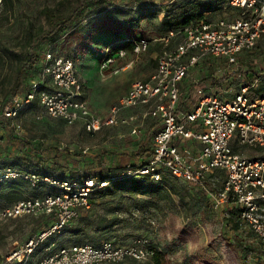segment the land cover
I'll return each mask as SVG.
<instances>
[{
  "label": "built area",
  "instance_id": "1",
  "mask_svg": "<svg viewBox=\"0 0 264 264\" xmlns=\"http://www.w3.org/2000/svg\"><path fill=\"white\" fill-rule=\"evenodd\" d=\"M206 1L218 2L214 12L221 11L222 17L170 30L154 40L161 45L155 70L144 81L133 82L104 118L79 98L81 84L74 61L52 53L45 54L40 74L31 82L29 92L16 96L0 116L12 121L17 136L22 133L21 124L16 122L18 114L34 101L48 118L61 120L68 126L80 124L88 133L124 126L133 135L140 132L148 117L158 119L160 129L152 138L151 154L123 167L118 177H148L157 182L168 173L190 186L199 187L210 196L214 209L238 207L240 222L264 244V159L247 158L236 151L238 147L264 150V95L260 98L251 94L252 85H240L229 99L195 88L196 101L192 109H178L181 83L198 64L210 59L221 61L230 67L236 78L242 77L237 72V57L254 49L264 38V0ZM148 48L149 42L139 38L130 54L138 57ZM125 53L120 49L107 56L103 68L108 69ZM118 71L119 68L112 73ZM132 109L137 110L138 115H125ZM213 172H221L224 176L220 189H210L205 184ZM3 177H23L32 185L40 181L58 189L52 194L0 208V223L21 217L44 215L51 218L48 227L30 238L22 248L11 252L1 264H115L126 259L142 261L153 255L136 243L118 246L104 241L99 247L87 244L57 246L46 256L31 262L34 250L60 234L80 210L88 209L91 193L109 182L39 180L35 174L20 175L13 171ZM53 246L45 250L50 251Z\"/></svg>",
  "mask_w": 264,
  "mask_h": 264
},
{
  "label": "rangeland",
  "instance_id": "2",
  "mask_svg": "<svg viewBox=\"0 0 264 264\" xmlns=\"http://www.w3.org/2000/svg\"><path fill=\"white\" fill-rule=\"evenodd\" d=\"M57 1L10 0V5L6 7H1L0 3V111L2 102L11 93L10 88L18 74L17 68L24 64L23 56L29 48V31L39 35L46 29L41 11L45 7H54ZM183 1L154 0L157 6H163L164 11L158 17L142 21L144 37L151 40L162 36L165 31L160 27L159 19L166 14L172 17L182 12L184 10ZM210 14L214 20L222 17L221 11ZM125 38L117 31L99 33L86 41L85 50L81 54H72L82 85L83 97L91 111L101 117L120 97L126 94L133 82L144 81L156 67L154 62L160 53L161 46L156 45L153 40L149 43L148 50L138 57L125 50L122 62L117 61L113 65V69H116L118 66L130 64V67L123 73L112 75L113 73L111 74L107 68H103V56L107 54L108 46L114 43L120 45V41ZM63 42L62 38L54 45L45 42L39 47L38 52L41 53L52 46L56 53L65 55V52H61L65 46ZM249 52H252L259 62L264 55V38ZM236 68L240 69V66L237 65ZM256 70L262 73V77L254 84L250 92L257 96V91L254 90H257L259 84H264V62L259 63ZM31 74V69L23 72V88L27 86ZM224 74H229V78L220 86H212L206 80L208 77L218 80ZM251 79V76L247 79L245 77L236 78L232 75L230 67H226L223 62L220 64L219 61L210 59L208 65L204 62L198 64L180 87L184 93L188 87L194 85L191 92V99L194 102L196 101L195 88H201L212 95L216 92L217 96L229 99L240 85H248ZM25 110L20 119L16 121L22 126V133L17 136L18 139L35 140L59 148L66 146L71 151L83 154L84 162H89L90 157L100 152L103 154V167H96L95 171H102L103 175L115 173L119 170L116 168H123L137 162L126 154L136 151L146 138L147 122L143 123L137 134L130 135L129 129L125 127L109 132L102 131L91 136L83 133L78 126H68L58 120L49 119L38 108L31 109L29 112ZM130 114L138 115V112L135 109L125 112V115ZM5 132L4 129H0V137L5 136ZM106 151L113 152V154L108 155ZM236 151L247 158H264L261 153L248 148L238 147ZM120 154L124 155L122 157L125 164L122 166H119L117 161ZM82 166L83 163L81 168ZM82 169L79 172L84 174L85 170ZM166 183V185L145 184L152 185L149 190H161L162 193L153 194L150 197L132 195L131 199L126 201L129 212L120 214V221L102 232L82 226V218L85 215L91 217L95 210L82 212L60 234L37 247L31 259L37 260L46 256L51 250L61 245L98 246L102 241H111L118 246L136 243L145 252H164L169 264H264V247L259 246L258 241L247 228L245 233H233L224 227L222 218L230 207L223 206L220 209H214L210 196H206L199 189L181 180L168 178ZM24 186L28 188L27 198H32L34 192L40 195L50 193L46 187L32 189L26 183ZM216 189H220V186H216ZM117 190H131L130 182L121 185ZM159 194L165 197L161 199ZM134 198L152 200L157 207L136 202ZM99 201L96 199V202ZM6 205L0 200V208ZM109 208L104 205L103 211L99 214L108 212ZM46 223L43 217H21L1 222L0 264L11 252L22 248L30 238L36 236ZM225 241L229 242L231 248L240 252L236 259L233 260L225 255ZM51 244L54 246L50 251H46L45 249ZM115 264H152V261L147 258L136 262L124 260Z\"/></svg>",
  "mask_w": 264,
  "mask_h": 264
},
{
  "label": "trees",
  "instance_id": "3",
  "mask_svg": "<svg viewBox=\"0 0 264 264\" xmlns=\"http://www.w3.org/2000/svg\"><path fill=\"white\" fill-rule=\"evenodd\" d=\"M0 3L1 7H6V5H10V0H0ZM183 5L184 10L182 12L175 14L172 17H169L166 14L159 19L160 27H162L165 31L162 36H164L170 30H181L191 23L199 22L201 20L207 22L210 21L213 17L210 13L216 10L218 2L211 3L206 0H184ZM163 9V6H157L154 0H58L54 7L43 8L41 14L44 18L46 29L43 30L39 35H35L29 31V48L27 53L23 56L24 64L23 66L17 68L18 74L10 88L11 93L6 98V100L2 102L0 113L7 105L12 102L16 96H24L27 94V92H29L31 82L36 80L40 74L41 64L46 53H52L57 56H65L73 60L72 54H81L85 50L86 41H89L93 35L114 31H117L126 38L123 39V41H120V45L114 43L108 46L107 54L103 56V60L107 56L114 55L120 49L131 52L134 43L139 38H143L150 43L153 40L161 37L158 36L157 38L151 40L144 37L142 21H147L150 18L158 17L161 13H163ZM118 17L120 18L118 19ZM61 38L64 41L63 43H65V46L61 49V52H65V55L56 53L52 46L48 47L46 50H43L41 53L38 52L39 47L42 46L43 43L47 42L48 44L54 45ZM155 44L161 46L157 42ZM121 59H116V62H122ZM219 62L222 64L221 61ZM262 62H264V55L258 62L252 55V52L249 51L242 52L237 57V65L240 66V69H237V72L241 73L243 78L245 77L247 79L249 76L252 77V79L248 82L249 86H254V84L262 77V73L256 70L257 65ZM115 63L109 66L108 71L113 69V65ZM154 63L156 66V62ZM204 63L205 65H208V60L204 61ZM28 69L32 70V74L27 81V86L23 88L22 74ZM228 78L229 74H224L218 80H215L212 77H208L206 80L210 82L212 86H220L223 82L227 81ZM193 88L194 85H191L184 93L181 91L178 104L179 110L188 111L192 109L193 105L195 104V102L191 99V92ZM254 91H257L256 93L258 94L257 96H254L261 98L264 94V84H259L257 90ZM215 95H217L216 92ZM79 98L85 101L82 93V85H80ZM35 108H38L36 101L29 105V107L25 108L26 110L22 109L19 112L16 120L20 119V116L24 110L29 112L31 109ZM105 116L106 114H104L103 117H99L104 118ZM58 121L65 124L61 120ZM144 122H147L148 124L145 140L138 146L136 151L126 154L134 161H141L151 154L152 138L156 131L160 129V121L158 119L148 117ZM12 124L13 123L10 119L0 116V129H4L6 131L5 136L0 137V200L7 204L5 207L22 200L29 199L26 196V190L28 188L24 186V183L28 184V186H30L32 189L46 187L47 190L50 191V193L46 194L55 193L58 189L51 187L48 184L40 183V181L32 185L29 181L23 179V177H3L7 172L10 171L16 172L20 175L35 174L38 176L39 180H42L43 178H49L55 181H69L78 183H82L86 179H91L95 182L108 181L109 183L106 187L95 189L91 193L89 196V208L82 209L78 213L79 216L82 212L95 210L91 217L85 215L82 218V226L84 228L88 227L92 230L102 232L103 230L109 229L110 227H113L115 224H117L120 221V214H126L129 212V206L126 201L129 198L131 199L132 195H135L136 197H150L153 194L162 193L161 190L149 189H151L152 185H166V180L168 178H172L174 180L176 179L168 173H164L161 180L157 182L150 180L148 177L139 179L119 178V172L123 169L121 167L116 168L119 170H117L115 173L103 175L102 171H95L96 167H103V154H100V152L96 156L90 157L89 162H84L82 160L83 154L71 151L66 146L59 148L55 145H46L43 142H38L35 140L18 139ZM73 126H78L83 133L91 136L99 134L102 131L109 132L111 130H120L125 128L124 126L106 127L102 128L96 133H88L80 124H75ZM256 152L261 153V155L264 156V150H258ZM105 153L108 155L113 154V152L109 151H106ZM122 156L124 155L120 154L117 160L119 166L125 164ZM82 163L83 169L81 168ZM81 169L85 170L84 174L79 172ZM116 177L118 178L112 180ZM223 177L224 176L221 172H213L209 175L207 180H205V184L210 189H216V186H220V183L223 181ZM128 182H130L131 190H117L121 185ZM149 183L152 185H145ZM191 187L199 189L206 196H208L205 190H202L196 186ZM211 191L215 192V190ZM32 195V198L43 196L36 192H34ZM159 195L161 199L165 197V195ZM96 199L100 201L96 202ZM134 199L136 202H141L142 204H146L148 206L151 205L154 208L157 207L155 202L152 200H141L139 198ZM104 205L110 207L108 212L104 214L102 212V214H99L100 211H103ZM238 213V207L231 206L222 218L223 225L233 233H245L247 226L240 222ZM109 215H111V218H109ZM40 217H43L44 220L47 221L45 227L43 228L45 229L50 224L51 218L44 215ZM68 224L65 226V228L68 226ZM88 243H91V241H88ZM258 243L259 246L264 247V244L260 243L259 241ZM100 245L91 246L99 247ZM239 254V251L231 248L229 242L225 241V255L228 258L234 260L239 256ZM149 259H151L152 264H169L164 252L154 251L153 255ZM126 260L135 261L131 259Z\"/></svg>",
  "mask_w": 264,
  "mask_h": 264
},
{
  "label": "crops",
  "instance_id": "4",
  "mask_svg": "<svg viewBox=\"0 0 264 264\" xmlns=\"http://www.w3.org/2000/svg\"><path fill=\"white\" fill-rule=\"evenodd\" d=\"M125 66H127V67H125ZM129 67H130V66H128V64L123 65V66H118L119 71H118L117 74H112V72H113L114 69H112V70L109 71V72H110L112 75H118V74L123 73L124 71H126ZM116 69H117V68H116ZM151 73H152V72H151ZM151 73H150V74H151ZM150 74H149V75H150ZM149 75H148V76H149ZM148 76H147V77H148ZM129 87H130V86H129ZM128 89H129V88H128ZM127 91H128V90H127ZM127 91H126V92H127ZM107 113H108V111L106 112V114H107ZM33 261H35V260L32 259L31 262H33Z\"/></svg>",
  "mask_w": 264,
  "mask_h": 264
}]
</instances>
